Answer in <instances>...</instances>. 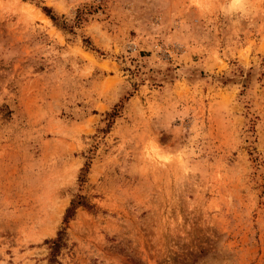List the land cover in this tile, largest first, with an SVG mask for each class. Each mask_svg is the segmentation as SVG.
I'll list each match as a JSON object with an SVG mask.
<instances>
[{
    "label": "rangeland",
    "instance_id": "374dc122",
    "mask_svg": "<svg viewBox=\"0 0 264 264\" xmlns=\"http://www.w3.org/2000/svg\"><path fill=\"white\" fill-rule=\"evenodd\" d=\"M76 195L55 264H264V0H0V264Z\"/></svg>",
    "mask_w": 264,
    "mask_h": 264
},
{
    "label": "trees",
    "instance_id": "16d2710c",
    "mask_svg": "<svg viewBox=\"0 0 264 264\" xmlns=\"http://www.w3.org/2000/svg\"><path fill=\"white\" fill-rule=\"evenodd\" d=\"M26 1V0H23ZM43 13L54 23L55 26H58V17L54 15L53 11L50 8L42 7ZM77 20H79V15L77 14ZM61 28L66 29L64 24H61ZM86 171V168L82 170L79 182H83V173ZM83 207L87 210H91L93 206H90L85 198L80 195H76L71 200L68 208L65 211L63 216V227L59 229L56 234V237L50 240H45L44 244L47 245L49 254H48V264H55L57 262V257L60 254L63 247L66 246V224L75 216L77 208Z\"/></svg>",
    "mask_w": 264,
    "mask_h": 264
},
{
    "label": "clouds",
    "instance_id": "9594fccd",
    "mask_svg": "<svg viewBox=\"0 0 264 264\" xmlns=\"http://www.w3.org/2000/svg\"><path fill=\"white\" fill-rule=\"evenodd\" d=\"M230 14L245 15L247 13V0H229Z\"/></svg>",
    "mask_w": 264,
    "mask_h": 264
}]
</instances>
